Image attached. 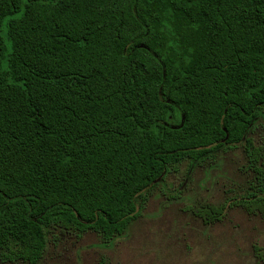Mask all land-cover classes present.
Segmentation results:
<instances>
[{
  "label": "trees",
  "instance_id": "trees-1",
  "mask_svg": "<svg viewBox=\"0 0 264 264\" xmlns=\"http://www.w3.org/2000/svg\"><path fill=\"white\" fill-rule=\"evenodd\" d=\"M260 120L264 0H0V260L37 264L56 229L110 242L177 164L241 143L236 203L264 216Z\"/></svg>",
  "mask_w": 264,
  "mask_h": 264
},
{
  "label": "rangeland",
  "instance_id": "rangeland-1",
  "mask_svg": "<svg viewBox=\"0 0 264 264\" xmlns=\"http://www.w3.org/2000/svg\"><path fill=\"white\" fill-rule=\"evenodd\" d=\"M249 135L264 144V120ZM253 180L242 143L194 166L184 159L142 193L123 234L107 242L93 230L56 229L37 264H264V216L236 203ZM202 202L227 208L207 224L189 209Z\"/></svg>",
  "mask_w": 264,
  "mask_h": 264
}]
</instances>
